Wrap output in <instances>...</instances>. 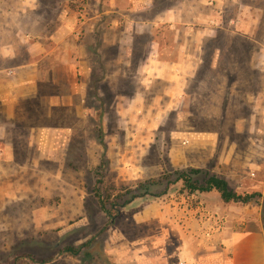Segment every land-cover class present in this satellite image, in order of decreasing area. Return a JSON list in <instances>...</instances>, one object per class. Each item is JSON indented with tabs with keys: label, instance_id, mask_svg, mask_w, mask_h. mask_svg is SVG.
Masks as SVG:
<instances>
[{
	"label": "rangeland",
	"instance_id": "374dc122",
	"mask_svg": "<svg viewBox=\"0 0 264 264\" xmlns=\"http://www.w3.org/2000/svg\"><path fill=\"white\" fill-rule=\"evenodd\" d=\"M118 3L120 11L109 0H0V43L11 46L0 51L8 143L0 141V264H102L111 228L127 229L122 204L141 183L161 179L152 190L168 185L165 194L178 196L177 170L222 176L224 139L237 165L264 155V142H249L264 141V0ZM178 8L182 18L171 12ZM241 9L255 21L248 38L230 22ZM211 27L218 31L207 36ZM35 41L54 49L39 63L37 92L8 97V71L30 60ZM68 55L71 64H59ZM99 198L124 212L115 223ZM252 202L264 220V196ZM90 239L79 256L64 252Z\"/></svg>",
	"mask_w": 264,
	"mask_h": 264
},
{
	"label": "crops",
	"instance_id": "0c3cea01",
	"mask_svg": "<svg viewBox=\"0 0 264 264\" xmlns=\"http://www.w3.org/2000/svg\"><path fill=\"white\" fill-rule=\"evenodd\" d=\"M109 1L116 11L123 9L118 5L121 0ZM243 11L241 9L230 22L235 23L234 33L248 38L249 26L255 21ZM171 12L176 17L183 16L180 8ZM207 31V36H213L218 28L211 27ZM15 32L18 34V29ZM10 47L0 43V51ZM26 49L31 55L30 60L12 66L8 71V74H12L11 79L3 86L8 90V97L14 99L37 92L38 82L45 73L39 68V63L54 52V49L46 51L39 41L29 43ZM37 56L40 58L33 60ZM70 61L68 55L59 64L70 65ZM179 63L176 65L181 66ZM53 101L55 99L51 102L54 105L56 102ZM8 109L6 107L7 113ZM0 141L8 145L3 136H0ZM209 142L214 147L217 138L212 135L206 144ZM249 142L256 145L264 141L251 139ZM223 145L228 148L217 159V166L220 164L228 171L223 172L222 176L228 182L231 178L236 192L252 189L264 196V155L260 154L253 160L246 159L237 165L231 157L234 143L224 139ZM250 176L253 180L249 179ZM256 176L258 178L254 179ZM245 180L251 185L249 189L245 188ZM184 195L165 194L160 199L152 200L137 198L123 207L127 211L130 206H139L131 213L125 211L126 231L121 227L111 228L100 253L102 264H264V220L260 203L226 204L214 191Z\"/></svg>",
	"mask_w": 264,
	"mask_h": 264
},
{
	"label": "trees",
	"instance_id": "16d2710c",
	"mask_svg": "<svg viewBox=\"0 0 264 264\" xmlns=\"http://www.w3.org/2000/svg\"><path fill=\"white\" fill-rule=\"evenodd\" d=\"M98 101H101L100 98L95 97ZM102 117V113H100V119ZM99 143L105 148V144L103 142V131L101 127V123L99 124ZM104 159V156H103ZM106 160V159H104ZM181 182L180 193H185L187 195H192L195 193H208V192H217L220 196L222 202L228 203H240L246 204L255 197L260 196V193L253 192V193H237L229 186L227 180L219 175L210 174L207 170L201 168H190L188 170H177L175 171V179L173 183ZM162 184L161 179H150L144 183H141L137 189H139V193L131 195V198L126 200L122 206L127 205L131 201L137 198L142 197H158L166 193V189H168V185L164 188L163 191L159 193H155L152 189L154 187L159 186ZM99 196V194H98ZM99 208L100 211L103 212L108 220L109 223H114L117 218L118 209H116V203L111 204L109 207L106 205V201L102 198H99ZM92 240H88L86 243H83L77 247L67 246L64 249V252L72 255V256H79L82 252V249L85 247L91 248ZM91 252V250H90ZM88 253V256L91 257V253ZM101 252V251H100Z\"/></svg>",
	"mask_w": 264,
	"mask_h": 264
}]
</instances>
